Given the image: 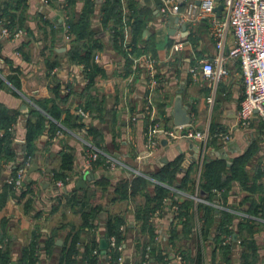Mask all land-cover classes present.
I'll list each match as a JSON object with an SVG mask.
<instances>
[{"label":"crops","instance_id":"crops-1","mask_svg":"<svg viewBox=\"0 0 264 264\" xmlns=\"http://www.w3.org/2000/svg\"><path fill=\"white\" fill-rule=\"evenodd\" d=\"M102 1L97 0V8L100 7ZM137 1L151 15L146 28L149 31V36L145 39L152 38L155 44V54L152 56L157 60V66L153 84L148 85L146 82L145 68L141 61L136 63V67L133 65L130 73H125L121 56L107 47L105 51L100 53L101 66H103L104 71L94 79L90 94L102 101V106L105 109H113L117 125H114L113 128L109 127L111 124L108 121L99 122L93 114H90V118L84 122L88 124L87 126L102 128V147L111 154H118L117 157L121 164L115 169H110L102 162L93 165L88 174H82L87 151L82 137L72 131H70L72 133L68 132L69 134L54 137L47 129L44 130L36 141L35 156H26V158H31L25 176L26 197H31L36 207L29 214H26L23 203L19 201L21 193L25 191L21 192L7 182V179L17 169V162L20 164L25 159L22 146L16 148V152L20 153L21 156L15 157V164L12 161L0 160L2 165L0 166V198L6 186L9 187L5 201L0 202V219L6 218L8 220L7 233L13 239V252L9 264H16L17 259L21 256L22 248L30 241L31 232L35 225L42 226L39 239L43 241L60 222L78 225L80 214L70 209L72 207L66 204V199L73 192L79 195L81 193L80 188L96 190V196L100 191L91 184V181L100 176L109 179L108 190L113 191L115 185L122 179H131L134 176L133 171L137 170L140 175L148 178L147 176L157 172L167 162L177 156H182L184 159L183 168L191 163H198V169L195 173L198 182L203 156L207 157V150H225L227 160L230 163L235 157L243 154L252 142L257 143V152L253 155L250 165L254 166L259 163L262 169L264 167V128L262 121L253 118L247 128H242L236 123V115L243 93L238 62L229 60L226 63L228 74L217 82L203 76L200 72L196 75L190 74L187 71L189 66L199 59L211 60L216 53L214 42L209 35L207 22L203 20L191 22L181 19L179 24L186 25L187 34L179 27L172 35L168 33L170 29L168 19L159 13L156 14L158 12L156 7H148L143 5L140 0ZM63 2L64 0H57L54 5H47L43 4L41 0H27L25 11L27 17L23 21V28H19L22 31L21 34L17 38H5L0 43V103L8 109L9 113L12 114L14 111L20 113L13 126V138L22 141L25 133L24 123L28 113L25 115L21 106L26 105L27 109L35 107L32 98L45 99L51 96L50 74L57 77L60 86L67 81L71 87V94L67 103L63 105L64 108H68L71 113L76 114V110L83 105L82 102L85 98L83 91L87 85L86 77L84 73L81 74L78 71V68L68 63L65 55L62 54L66 50L63 52L56 50L58 46H64L66 49L68 47L59 40L60 31L58 28H62L63 24H66L64 10L61 6ZM83 2L84 0H77L73 5L71 11L74 18L81 12ZM190 2L196 3V0H185L181 8L185 9ZM124 12H126L125 9ZM98 17L96 15L93 21L95 27H99ZM101 35L106 36L105 31H102ZM128 38H130V34H128ZM179 41H182L183 48L171 52L173 44ZM51 46L59 53V65L48 73L44 62L46 58H51L49 56L52 53ZM230 46L231 42L228 40L225 49H229ZM22 53L26 55L28 60L23 59ZM12 71L17 76L20 89H15L6 83L7 78L5 79L4 76L13 74ZM61 92L65 93V90L61 89ZM179 94L181 102L188 106L190 127L198 131H206V142L182 135H177L171 140H165L164 136H160L157 146L149 149L144 133L151 128L153 122L145 114L143 115L142 106L149 98L154 105L155 122L167 130L174 126L173 108L175 99ZM208 97H212V99L208 100ZM161 103L164 104V114L162 115L158 106ZM133 114L137 116L134 121L130 120ZM212 125L221 127L223 132H227L231 136L230 140L223 145L219 134L215 135L220 144L216 149L206 147L209 140V128ZM89 137L88 139L93 142L92 137L90 135ZM63 151L72 155V165L65 174L64 178H69V180H67L64 189L57 191L53 185L52 176H55L54 172L59 168L60 155ZM187 160H191V162L187 163ZM33 163L37 164V169L29 172ZM89 174L93 175L92 179H87ZM79 179L84 182L82 186H77ZM262 179L264 183V175ZM29 181H33L34 193L28 191ZM148 193L151 196L154 195L152 183L148 185ZM182 193L179 201L189 198L193 202L190 233L184 237H181L183 233L180 232V225L175 222L171 223V210L168 204H163L161 210H157L150 219L154 230V237L151 241L148 232L142 233L139 230L134 217L136 201L144 203V198L138 197L136 201L129 200L120 205L111 201L110 196L105 193L97 201L103 206V210L99 212L94 222L95 229L89 233H83V241L86 237L99 240L108 212L115 211L120 212L125 218V223L131 225L126 231V248L124 246L122 252L125 258L129 257V262L123 264H143L145 256L143 255L141 259L140 253L136 251L137 243L139 245H151L147 261L153 264H162L153 255V253L158 252V249H161L162 254H168V251H171L181 255L188 254L192 258L200 251L204 260L203 264H220L219 253L213 252L212 237L210 235L205 236V227L202 226L199 219L200 214L197 205L199 203L206 204L205 198L197 187L193 194L183 191ZM195 195L198 199L193 198ZM245 195V191L235 183L227 196V203L236 206ZM59 201L60 203H58ZM218 202L221 210H232L229 206ZM245 208H247V203L242 206L243 210ZM37 211L42 212L44 219L35 218ZM214 217L217 216L214 215ZM172 229L178 232L181 238L177 237L173 243H170L169 235ZM67 232V228H61L57 231L59 234L57 240H61L60 243H57L58 246L63 244ZM233 240L231 264H240L241 246L237 242L239 237L237 236ZM255 240L259 245L257 264H264V225L260 226L255 233ZM58 255V247L52 249L48 255L42 253L39 255L38 264H57ZM104 256L102 255L99 264H108ZM183 264H192V262L184 258Z\"/></svg>","mask_w":264,"mask_h":264},{"label":"trees","instance_id":"trees-1","mask_svg":"<svg viewBox=\"0 0 264 264\" xmlns=\"http://www.w3.org/2000/svg\"><path fill=\"white\" fill-rule=\"evenodd\" d=\"M76 1L64 0L61 4L64 10V21L68 25L69 34L72 36L66 51L62 54L65 55L69 64H79L84 67L83 73L87 78V85L83 91L85 98L81 107L90 114H93L99 122L108 121L111 124L109 127L113 128L114 125H117L113 109H105L102 106V101L90 94L94 79L104 71L103 66L94 61V56L96 53L105 51L107 47L111 48L121 56L125 73H130L134 65V56L147 52L152 55L155 54V44L152 38L145 39L142 36L151 19V15L137 0H103L99 8H97V0H84L81 12L74 18L71 9ZM56 2L57 0H47V5H54ZM26 9L27 0L0 1V27L6 21H9L6 25L12 31L23 28V21L27 17L25 13ZM124 9L126 12H124ZM96 15L99 16V27L94 26L93 21ZM126 20L129 25L130 34L128 42L125 41L123 31V25ZM102 31H105L106 36L101 35ZM4 39L0 36V43ZM50 50L52 52L49 55L51 58H46L44 62L48 73L55 66L59 65V53L55 49H52V46ZM22 54L23 59L28 60L26 55ZM7 80L15 89H19V81L14 73L10 74ZM50 81L52 87H50L51 96L49 98H32V101L41 110L35 107L28 109V115L24 123L23 144L13 140V126L17 122L20 113L14 111L11 114L0 103V129L3 130V135L0 138V160L5 162L12 161L15 164V157L20 155V153L16 152L18 146H22L25 158L28 155L34 157L37 151L36 141L44 130L47 129L53 136L56 130H62L55 121L61 124L63 122L65 126L73 129L84 128L81 118L77 114L71 113L68 108L63 107L67 103L71 90L68 93H62L60 82L55 75H50ZM67 87L71 89L69 84H67ZM163 105V103L158 105L161 115L164 114ZM86 132L92 135L93 143L103 150L102 128L86 126ZM222 132L223 129L218 126L212 125L209 128L207 148H218L220 144L217 142L216 136ZM256 152L257 143L252 142L243 154L235 157L230 163L224 158L217 156L206 157L204 155L198 182L195 178L198 164L194 162L183 168L184 159L182 156H177L167 162L157 172L149 176V178L143 175H134L131 179H122L115 185L113 191L108 190L110 183L107 177L100 176L97 179H93L91 184L100 191L96 196V190L80 188L81 193L79 195L73 192L66 199V204L71 206L72 209L75 208V213H80V223L74 225L70 222H60L54 230L50 231L44 241L39 239L42 233V226L35 225L31 232L30 241L22 248L21 256L17 259L16 264H38L40 254L48 255L56 247L59 248L57 264H99L102 257L99 245L101 238L107 242L104 258H106L108 264H119L118 257L121 255V252L116 247H109L108 241L111 236H114L116 243L118 245L122 244L126 248V231L131 225L125 223V218L120 212H108L99 240L86 237L83 241L82 237L83 233H89L92 229H95L94 222L99 212L103 210V206L98 204L97 201L105 193L110 196L111 201L117 202L120 205L129 200L136 201L138 197L144 198V203L136 201L134 217L139 230L142 233L148 232L151 241L154 237V230L150 219L157 210H161L165 199L170 200L171 205L178 207L176 217L181 222H176L175 218L171 220V223L175 222L180 225V232L183 233L181 237L190 233L189 227L192 224L193 202L189 198L179 201L180 195L174 194L171 188L193 194L197 187L207 201L213 202L218 200L223 205L229 206L232 211L239 209L252 216L264 219V183L262 182L264 171L259 163L254 166L250 165L252 157ZM102 162V159H97L95 162H92V166ZM20 165L22 164L17 162L16 168ZM71 165L72 155L65 151L61 152L60 165L58 170L54 172L55 176H52L53 180L64 178ZM151 177L156 182L150 179ZM149 183L154 185L153 196L148 193ZM235 183L245 191L246 195L238 205L231 206L227 203V196ZM32 186L33 181H29L28 191L30 193H34ZM8 189L9 187L6 186L0 198L1 203L5 201ZM214 190L222 192L217 197ZM26 193L27 190L21 193L19 201L23 203L24 212L29 214L36 207L33 203L34 200L31 197L29 198V196L26 197ZM244 203H247V208L243 210L242 206ZM197 209L202 226L205 227V236L210 235L212 237L214 244L213 252L219 253L220 264H231L234 244L233 234L239 237L241 246L239 254L240 264H257L259 245L255 240V233L259 230L260 226L264 225V222L250 218L241 219L234 212L232 213L226 209L216 211L214 206L208 204L199 203ZM214 215L217 217L215 218ZM35 218L44 219V216L41 211H37ZM7 228L8 220L1 218L0 244H2V247L0 248V264H9L11 262L13 239L7 233ZM61 228H67L68 232L64 237L63 244L58 246L56 240L59 234L57 231ZM177 237L181 238L180 234L172 229L169 235V242L173 243ZM145 246V244L139 245V243L136 245V251L140 253L141 259L145 254ZM153 255L162 264H167V259L169 260V253L162 254L161 249H158V252L153 253ZM182 257L192 262V264L204 263L200 251L194 258L189 257L188 254L182 255Z\"/></svg>","mask_w":264,"mask_h":264},{"label":"built area","instance_id":"built-area-1","mask_svg":"<svg viewBox=\"0 0 264 264\" xmlns=\"http://www.w3.org/2000/svg\"><path fill=\"white\" fill-rule=\"evenodd\" d=\"M3 1V0H0ZM185 0H163L160 6L159 12L162 16L168 17L170 15H178L180 20L185 21H206L209 28V35L214 42L216 50L215 55L211 60L199 59L196 63L192 64L187 68V71L196 75L198 72L205 77L211 78L214 82H217L222 77L228 74L226 63L229 60H236L240 67L241 80H242V98L240 100L239 108L236 115V123L242 128H247L253 118H257L263 123L264 128V0H200V3L190 2L186 8L182 9L181 5ZM43 4H47V0H41ZM170 4V6H167ZM221 4L223 6L220 16H217L214 8ZM65 19V18H64ZM183 20V21H184ZM6 21L1 29L0 36L3 38L13 39L17 38L21 34L20 29L12 31ZM124 34L125 41L128 42L129 25L127 20L124 22ZM183 23V22H182ZM63 42L68 45L72 39V36L68 32V25L63 24L62 31ZM230 40L231 46L229 49H225L227 41ZM183 48L182 41L176 42L171 48V52L179 51ZM94 61L101 65L102 61L100 53H96ZM141 61L145 68V80L149 84H153L154 76L156 74V63L157 60L150 53H142L139 56L133 57L134 67L136 63ZM78 68V71L83 74L84 67L82 65H74ZM87 80V78H86ZM144 80V82H145ZM70 88H66L65 92H69ZM212 97H208L211 100ZM143 115L145 114L152 122L151 128L144 133L147 146L149 149L155 148L160 141V136H164L165 140H171L177 135H182V131H186V136L192 139L203 140L204 143L207 140L206 131H198L190 127V123L181 126H173L170 129H165L155 122L154 116V105L147 99V102L142 106ZM76 114L81 118V122L86 127L88 124L84 123L90 118V113L79 107L76 110ZM136 114L131 115L130 120H136ZM55 123L61 127L58 122ZM84 129V128H81ZM80 129V130H81ZM3 135V130L0 129V138ZM62 132L60 129L55 131L54 137L61 136ZM222 138V144L227 143L231 136L227 132L219 134ZM15 142L20 141L14 139ZM86 146L85 162L82 168V174H88L92 168V162L97 159H102L103 163L110 169H115L121 164L119 158L115 154H107L100 148L94 147L89 142L83 140ZM222 145V146H223ZM150 151V150H149ZM151 152V151H150ZM205 153V151H204ZM23 159V158H22ZM31 163V158H25L22 160L20 165L13 174L7 179V182L12 184L19 191H26L25 176L27 167ZM264 164V163H263ZM0 166H2L0 164ZM264 169V167H263ZM134 175H140L137 170L133 171ZM69 178L60 180H52L55 189H64L65 184ZM156 182L155 180H153ZM174 193L183 195L182 191L171 188ZM222 191L214 190V193L218 197ZM194 199H198L195 195ZM208 205L214 206L216 209H220L218 201H205ZM164 204H168L171 210V220H178L177 213L178 207L171 205L170 200L165 199ZM232 211V210H231ZM238 217L241 219H253L256 221L264 222V219L258 216H252L242 210H233ZM109 247H116L121 252L118 257V263L123 264L126 261L123 249L124 245H118L115 241V237L109 238ZM238 243L239 240H237ZM2 244H0V248ZM151 251V245L145 247V261L143 264H153L147 261L149 258V252ZM96 252V251H95ZM171 251H168L170 253ZM174 255L173 259H167V264H183L184 258L181 254ZM168 258V257H167ZM174 260V261H173Z\"/></svg>","mask_w":264,"mask_h":264},{"label":"water","instance_id":"water-1","mask_svg":"<svg viewBox=\"0 0 264 264\" xmlns=\"http://www.w3.org/2000/svg\"><path fill=\"white\" fill-rule=\"evenodd\" d=\"M99 1V0H98ZM141 3L145 6H148V7H156V14L159 13V9H160V6L162 5L163 3V0H140ZM219 1V0H217ZM196 3L199 4L200 3V0H196ZM167 6H170V4H168ZM222 9H223V6L221 4H218L215 8H214V11L216 13L217 16H220L221 12H222ZM168 21H169V26H170V29L168 30V33L169 34H174L176 29L180 27V29L185 33L187 34V30H186V25L185 24H179V20H180V17L178 15H170L167 17ZM58 30L60 31L59 33V40L61 43H63V39H62V31H63V26L62 28L59 27ZM142 36L144 38L148 37L149 36V31L147 29H145L142 33ZM58 52H63L66 50V48L64 46H61L56 49ZM187 105H184L182 102H181V96L180 94L177 96V98L175 99V102H174V108H173V115H174V125L175 126H181V125H186L190 122V116L188 114V111H187ZM21 110L23 112H25V115H27L28 113V109H27V106L26 105H22L21 106ZM182 135H186V131H182L181 132ZM17 143H20V144H23L24 141L20 140L18 141ZM207 154V157H211V156H217V157H220V158H224V159H228L227 158V154L225 152V150H217V151H211V150H207L206 152ZM118 154H115V156H117ZM197 156V155H196ZM195 156V157H196ZM191 160H187V163H190ZM227 162L229 163V161L227 160ZM37 169V164L36 163H33L32 166L30 167V171L32 170H35ZM93 178V175L92 174H89L87 176V179H92ZM83 180L82 179H79L77 181V186H82L83 185ZM47 184V183H46ZM216 211H218L216 209ZM237 236L235 234H233V239H235ZM61 240H57V243H60ZM100 249H101V254L104 256L105 253H106V247H107V242L105 239L101 238L100 239ZM175 254L173 253H169V259H173ZM125 262H129V257L126 258V261Z\"/></svg>","mask_w":264,"mask_h":264},{"label":"rangeland","instance_id":"rangeland-1","mask_svg":"<svg viewBox=\"0 0 264 264\" xmlns=\"http://www.w3.org/2000/svg\"><path fill=\"white\" fill-rule=\"evenodd\" d=\"M125 26V23H124V25H123V28H125L124 27ZM124 31V30H123ZM68 46V45H67ZM147 54H148V52H147ZM152 55V54H151ZM12 73H15V72H13L12 71ZM50 75H54V74H50ZM9 75H5L4 77H5V79L8 77ZM6 83L7 84H9V86H12V84L8 81V80H6ZM67 81L64 83V84H62L61 85V89H66L67 88ZM13 87V86H12ZM20 89V88H19ZM71 90V89H70ZM69 90V91H70ZM32 103H33V105L35 106V108L36 109H38V110H41L40 109V107L37 105V104H35L33 101H32ZM45 113V112H44ZM45 115L47 116V114L45 113ZM49 117V116H48ZM59 123V122H58ZM60 124V128L62 129L61 130V132H62V135H64V134H69V133H72V132H75L78 136H80V137H82L81 139H83V140H85V141H87V142H89L91 145H93L94 147H97L98 148V146H96L92 141H90L88 138H90L89 137V135L92 137V135L91 134H89L88 132H86V127L84 126V129H73V128H70V127H68V126H65V124L62 122V124L61 123H59ZM68 127V128H67ZM70 131H72V132H70ZM69 132V133H68ZM15 138H13V140H14ZM24 141V140H23ZM207 147V146H206ZM102 149V148H101ZM103 151H105L107 154H111L110 152H108L105 148L103 149ZM112 155V154H111ZM199 160V159H198ZM198 164V163H197ZM18 168V167H17ZM148 178H149V176H147ZM65 178H56L55 180H60V181H63ZM150 179H153L152 177L150 178ZM153 180H155V179H153ZM25 190H27V186H26V188H25ZM174 193V192H173ZM174 194H177V193H174ZM217 201V200H216ZM70 209H72V208H70ZM73 210V212H74V210H75V208H73L72 209ZM80 214V213H79ZM12 252H13V248H12Z\"/></svg>","mask_w":264,"mask_h":264}]
</instances>
